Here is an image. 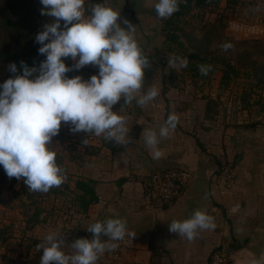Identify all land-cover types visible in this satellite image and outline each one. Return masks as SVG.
I'll return each instance as SVG.
<instances>
[{
  "label": "crops",
  "instance_id": "crops-1",
  "mask_svg": "<svg viewBox=\"0 0 264 264\" xmlns=\"http://www.w3.org/2000/svg\"><path fill=\"white\" fill-rule=\"evenodd\" d=\"M156 3L157 0H101L99 4L120 12L121 27H127L122 19L130 21L136 27L138 45L152 49L161 47L164 41ZM228 4L224 0L219 6L224 8ZM251 6L253 14L248 15L246 8L240 10L241 16L232 21L234 29L239 38L261 39L264 0H256ZM218 10L210 13L211 20L218 19ZM95 67L81 68L85 81L99 74ZM215 77L198 81L193 92L187 83L157 76L144 80L137 98L155 86L159 95L153 101L138 106L135 100L125 105L121 99L113 106V111L126 118L130 129L134 142L127 146L83 132L74 138L69 126L62 123L58 151L67 157L62 164L70 177L64 183L73 188L76 179L94 180L97 201L85 215L70 214L72 211L66 206L69 190L43 195L44 200L59 201L63 221L56 229L45 225L31 230L27 227V234L42 237L57 230L70 245L77 238H91L86 230L90 223L121 218L127 221L128 231L136 235L117 242L119 252L115 257L106 256V264H208L214 249L226 251L229 264H251L253 260L264 264V92L253 94L245 108L241 102L242 88L233 83L224 86L220 76ZM224 89L233 91L222 96L219 92ZM214 104L224 107L218 110ZM212 110L217 113L212 114ZM169 114L178 117L177 126L168 137L160 138L159 129ZM233 119L236 122L231 124ZM144 130L157 132L159 158H154L145 145ZM86 138L89 144L83 146ZM66 151L73 153L67 156ZM226 161L232 165L235 181L231 189L216 181L219 167ZM172 167L190 171L189 184L169 204L150 202L145 191L146 176L154 170ZM195 210L212 216L215 228L199 232L192 241L169 232L172 220L188 219ZM24 227L19 225L21 230ZM64 250L71 251L67 246Z\"/></svg>",
  "mask_w": 264,
  "mask_h": 264
},
{
  "label": "clouds",
  "instance_id": "clouds-1",
  "mask_svg": "<svg viewBox=\"0 0 264 264\" xmlns=\"http://www.w3.org/2000/svg\"><path fill=\"white\" fill-rule=\"evenodd\" d=\"M40 3L41 15L53 20L35 37L41 45L38 52L46 59L38 69L21 61L23 73L0 83V166L10 179H23L29 191L47 193L67 179L50 147L61 122L73 134H94L127 146L134 142L130 129L126 118L113 111V106L121 99L125 105L134 100L138 106L146 105L159 95V90L153 86L137 98L151 63L135 38V25L127 19L121 20L126 28L118 23L120 12L96 4L86 16L85 0ZM154 7L159 18L167 19L179 11V0H157ZM231 47L230 43L221 45L225 51ZM69 57L74 61L72 68L62 59ZM168 64L182 69L188 66V59L171 54ZM86 65L97 66L99 74L87 81L66 75ZM198 69L207 76L212 66L200 64ZM9 71L16 74L17 65L10 64ZM177 123L178 117L169 114L159 129V137H168ZM142 137L153 157L159 158L157 132L144 130ZM88 144V138L82 141L83 146ZM168 227L170 233L192 241L199 232L214 229L215 223L206 211L195 210L188 219L172 220ZM86 230L92 234L91 239L77 238L70 245H66L62 232H49L36 245L37 251L42 249L40 264H97L106 251L118 248L116 242L136 235L128 231L127 221L121 218L98 220ZM66 246L70 252L64 250Z\"/></svg>",
  "mask_w": 264,
  "mask_h": 264
},
{
  "label": "rangeland",
  "instance_id": "rangeland-1",
  "mask_svg": "<svg viewBox=\"0 0 264 264\" xmlns=\"http://www.w3.org/2000/svg\"><path fill=\"white\" fill-rule=\"evenodd\" d=\"M3 1L5 2V0ZM14 1L16 2L18 0ZM222 1L224 0H221V3ZM255 2L256 0H232L229 2L230 5L228 4V6L224 8H220V6H218L215 10L220 8L217 12L219 16L215 21L210 19V17H213V15H210V13L213 11H208V13H201L197 11L190 12L185 15V17L190 19L189 21L179 22V39L182 42V46H177L173 43L171 44L172 48H168L170 50L167 49L166 45L163 46V44V47L161 46L160 48H156L163 51L166 59L169 58L171 54L187 58L188 53H194L199 50L201 51L202 49L207 52L212 51L211 53L219 55L220 57L217 61L215 60L216 58L213 59V61L216 63L217 71L211 73V75L208 76L209 79H215V76L221 75L220 70L218 69L221 65V58L224 57L227 61H229V63L234 65V69L236 71V73H234L235 75H230V78L227 81L228 84L233 83L238 87H241L242 94H248L249 98L252 97L253 94L259 92L263 93L264 66H257L261 63H264V33L261 39L257 38L258 40L252 36H243V38H239L240 35L235 31L234 22H232L234 20L237 21V18L241 16L239 12L242 8L248 9V15L253 14L254 10L250 11V9H253V6L251 5ZM94 5L95 4H91L90 7ZM43 27L44 26H40L38 28V32L42 31ZM201 33L202 35L206 36L203 39V44L198 45L197 47L195 45L193 46L195 40L200 36ZM223 43H230L232 47L225 51L221 48ZM139 45H141L140 48L143 50V52H153V48H148L144 44L142 45V43ZM78 58L79 57H77V59ZM84 67L86 69H91L95 66L86 65ZM169 67L170 66L168 63H166L162 69L159 66H151V69L145 70L144 80L149 79V75L151 78L157 76L160 77V79L165 76L167 79L171 81H177L179 84H189L192 92L195 90L197 86L196 83L198 81L206 80L204 78H197V82L194 83V80L192 81L189 73H182L180 70L179 75L167 77ZM254 69H256V71ZM85 75L86 74L83 72V69L77 71L75 74V76H80L83 80ZM221 91L222 92H219L220 95L229 96L233 89H224ZM212 106L218 107L216 108L218 110H222L224 107V105L218 106L217 104ZM213 111L214 110L211 112ZM215 113L217 112L214 111L212 114ZM230 122L231 124H234L236 119H233ZM62 123L63 122H61V124ZM64 126L67 127V125ZM60 133L61 131L52 139L51 146L56 151H58V148H60V140L62 136ZM75 137L78 138L77 134H74V138ZM72 153L73 151H70L67 152L66 155L68 156ZM62 156L63 159H67L65 155ZM9 182L10 178L7 175L3 176L2 170H0V264H40L42 249L37 251L36 245L42 243L45 236L38 237L33 236L31 233L27 234L25 230L23 231L21 228H19V225H24V220L27 218L28 214L32 213L33 209H37L40 211L38 219H41V221L35 226L45 225L46 227H52L56 229V227L60 225L59 223L63 221L62 217L59 215V201H51L50 199L44 200L45 198H43V195L41 194L28 197L27 194L33 193L32 191L22 188L19 183H12L10 186ZM35 241L38 243H35ZM17 243H20L19 247L16 246ZM104 256L105 255H102L100 258ZM115 256H117V254ZM102 261L105 263H102ZM97 264H106V261L105 259L101 261L98 260Z\"/></svg>",
  "mask_w": 264,
  "mask_h": 264
},
{
  "label": "trees",
  "instance_id": "trees-1",
  "mask_svg": "<svg viewBox=\"0 0 264 264\" xmlns=\"http://www.w3.org/2000/svg\"><path fill=\"white\" fill-rule=\"evenodd\" d=\"M230 2L232 0H226ZM101 0H85V14H90L88 9H90L91 4H99ZM221 0H179V11L174 13L171 17L167 19H162L161 21V32L164 36L163 46L166 45L167 49L172 48L171 44H176L177 46H182V42L179 39V22L180 21H189L185 15L190 12H208L215 11V9L220 5ZM43 5L40 3V0H0V83H3L9 78H14V75H20L23 73V69L20 67V62L24 61L29 68H39L40 63L46 59L45 55H41L38 52V49L41 45L35 42V37L39 33L38 28L44 26L47 23L53 22L52 18L41 15V9ZM18 18V20H17ZM187 18V19H186ZM29 26V27H27ZM27 28V29H26ZM61 28L63 29V21H61ZM43 31V30H42ZM206 36L200 34L199 37L195 40L196 47L203 44V39ZM257 39V38H255ZM202 40V41H200ZM258 40V39H257ZM162 46V47H163ZM160 48V47H159ZM168 49V50H170ZM213 50V49H211ZM210 50V51H211ZM212 52V51H211ZM207 52L205 50H199L194 53H188V66L186 68H172L169 67L167 77H172L179 75L180 72H187L191 77L194 83L197 82V78L207 79L211 73L217 71L216 63L213 61L214 58L217 61L219 55ZM144 53V52H143ZM202 53V54H201ZM149 59L151 66H159L161 69L168 59H166L163 51L158 48H153V52L144 53ZM216 55V56H215ZM66 66L72 68L73 61L71 58H62ZM214 62V63H213ZM15 63L17 65L18 72L13 74L9 71V65ZM221 65L218 70H220V83L222 85H227V81L230 78V75H235L234 65L229 63L224 57L221 58ZM200 64L211 65L212 70L208 73L207 76H202L199 72L198 66ZM264 63H261L257 67H263ZM96 70H99L98 67H95ZM81 69H73L66 73L69 78L75 77L77 71ZM256 71V69H254ZM149 78L150 75H149ZM167 79L165 76L162 78ZM169 80V79H168ZM171 81V80H170ZM172 82V81H171ZM249 95L242 94L241 91V102L245 103V108L249 106L248 104ZM51 147V150L56 153L57 164L62 168L66 169L62 164L64 163L63 156L60 152L56 151ZM3 176L6 175L2 166H0ZM67 177V181L70 177ZM4 178V177H3ZM12 183H19L22 188L27 189L26 185L23 182V179L17 180L16 178H11L9 185ZM11 186V185H10ZM61 188V189H60ZM64 190H69L70 193L67 194L69 198L66 199V206L70 211V214L74 212H79L85 215L89 209V206L97 201V194L94 189V180L92 179H76L74 181L73 188H69L66 183H63L58 188H52L47 193L33 192L28 193V197L32 195H57L64 192ZM27 192V191H25ZM40 211L33 209L32 213H29L27 218L24 220V228H33L41 219H38ZM40 218V217H39ZM29 224V225H28ZM20 242V240H19ZM35 243H38L35 241ZM16 246H20V243H17ZM106 257H102L99 260H103Z\"/></svg>",
  "mask_w": 264,
  "mask_h": 264
},
{
  "label": "built area",
  "instance_id": "built-area-1",
  "mask_svg": "<svg viewBox=\"0 0 264 264\" xmlns=\"http://www.w3.org/2000/svg\"><path fill=\"white\" fill-rule=\"evenodd\" d=\"M191 179V172L184 168L154 170L145 178L146 197L152 203L169 204L182 192ZM216 181L225 189H231L234 186L235 181L230 162L226 161L220 165ZM118 252L119 243L115 251H106L103 255L104 257L115 256ZM208 264H229V255L226 251L214 249L210 253Z\"/></svg>",
  "mask_w": 264,
  "mask_h": 264
}]
</instances>
